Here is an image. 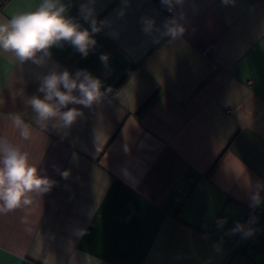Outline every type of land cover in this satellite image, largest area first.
<instances>
[{
    "label": "crops",
    "instance_id": "crops-1",
    "mask_svg": "<svg viewBox=\"0 0 264 264\" xmlns=\"http://www.w3.org/2000/svg\"><path fill=\"white\" fill-rule=\"evenodd\" d=\"M40 3L0 0V22ZM61 3L83 27L81 4L105 22L87 58L66 42L40 64L0 50V139L52 182L0 213V264H262L264 0H171L170 13L155 0ZM65 68L107 91L69 105L83 112L71 127H42L27 100Z\"/></svg>",
    "mask_w": 264,
    "mask_h": 264
},
{
    "label": "clouds",
    "instance_id": "clouds-1",
    "mask_svg": "<svg viewBox=\"0 0 264 264\" xmlns=\"http://www.w3.org/2000/svg\"><path fill=\"white\" fill-rule=\"evenodd\" d=\"M171 4V0H163ZM182 0H176L181 3ZM229 0H224L227 4ZM68 6L61 0H41L38 8L23 14L12 16L0 22V50L14 53L17 60L23 64L32 61L40 64L38 53L49 55L53 46H62V42L70 44L82 57L87 58L89 52L95 49L97 41L94 38L101 31L104 21L98 22L94 17V9L88 4H81L80 12L89 27H83L76 18L66 15ZM175 24L174 21L170 22ZM184 29L176 26L168 27L167 34L176 37L183 34ZM99 59L107 64V54H101ZM102 81L86 69H77L75 73L65 68L49 71L39 79L38 91L43 95H33L27 104L36 114L37 122L47 127L54 122L53 127L69 128L83 115L80 108L69 107L79 105L90 108L98 103L105 92L102 91ZM14 125L20 129L24 139L30 136L28 125L20 115L13 118ZM68 171L62 176L67 178ZM52 187V182L42 176L37 167L29 162L28 153L21 151L4 139H0V213L10 212L30 204L29 194L33 192L46 193ZM252 199L260 202L259 193ZM241 228L237 226V231ZM251 235V230L246 234Z\"/></svg>",
    "mask_w": 264,
    "mask_h": 264
},
{
    "label": "built area",
    "instance_id": "built-area-1",
    "mask_svg": "<svg viewBox=\"0 0 264 264\" xmlns=\"http://www.w3.org/2000/svg\"><path fill=\"white\" fill-rule=\"evenodd\" d=\"M156 1V4L158 5V7H160V9L166 13H170L172 11V7L170 6V4H166L163 2V0H155ZM213 44H210V45H207L205 47V51H207L208 49H210L212 47ZM229 222L224 219L223 217L222 218H219L217 220V226L218 227H223L224 225L228 224ZM233 253V250L231 251V254ZM261 257L262 259H264V251H262L261 253Z\"/></svg>",
    "mask_w": 264,
    "mask_h": 264
},
{
    "label": "rangeland",
    "instance_id": "rangeland-1",
    "mask_svg": "<svg viewBox=\"0 0 264 264\" xmlns=\"http://www.w3.org/2000/svg\"><path fill=\"white\" fill-rule=\"evenodd\" d=\"M260 233H264V226H262L261 230L259 231ZM255 239V238H254Z\"/></svg>",
    "mask_w": 264,
    "mask_h": 264
},
{
    "label": "trees",
    "instance_id": "trees-1",
    "mask_svg": "<svg viewBox=\"0 0 264 264\" xmlns=\"http://www.w3.org/2000/svg\"><path fill=\"white\" fill-rule=\"evenodd\" d=\"M262 264H264V262H262Z\"/></svg>",
    "mask_w": 264,
    "mask_h": 264
}]
</instances>
